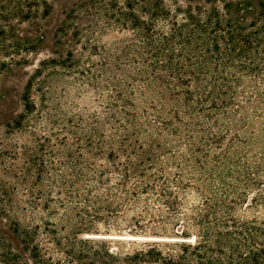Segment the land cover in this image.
<instances>
[{
  "label": "trees",
  "instance_id": "1",
  "mask_svg": "<svg viewBox=\"0 0 264 264\" xmlns=\"http://www.w3.org/2000/svg\"><path fill=\"white\" fill-rule=\"evenodd\" d=\"M37 1L0 0V43L8 39L12 20L34 15ZM166 14L143 19L129 13L132 36L114 42L99 62H90L94 70L82 72L87 82L107 90L109 118L78 115L76 123L51 128L38 140L35 180L58 186V196L47 195L44 208L71 209L85 226L115 220L124 210L139 209L135 220L151 217L162 205L171 224L182 220V233L189 226L196 231L195 243L178 253L152 245L121 256L106 248L92 253L91 264H264V218L237 213L242 206L264 207V165H249L247 154L233 152L247 125L264 124V1L248 23L222 22L218 15L177 22ZM31 79L24 94L28 113L34 109ZM146 87L158 93L162 107L170 102L171 118L138 111L135 99ZM45 118L50 121L51 114ZM255 156L264 160V151ZM204 174L220 184H192ZM187 188L198 195L197 203L187 205ZM249 189L255 195L249 197ZM165 218L157 221L163 226Z\"/></svg>",
  "mask_w": 264,
  "mask_h": 264
},
{
  "label": "rangeland",
  "instance_id": "2",
  "mask_svg": "<svg viewBox=\"0 0 264 264\" xmlns=\"http://www.w3.org/2000/svg\"><path fill=\"white\" fill-rule=\"evenodd\" d=\"M263 1L38 0L32 17L22 22L12 20L8 39L0 43V264H91L95 261L92 253L106 248L123 256L152 245L165 254L178 253L184 244L193 245L195 229L189 226L182 233V220L171 224L162 205H158L160 211L151 210V217L135 220L139 209L124 210L115 220L96 219L85 226L71 209H45V198L49 194L58 196L54 192L58 186L44 187L35 180L33 158L39 153L37 143L51 128L76 123L78 115L95 112L97 118H109L107 90L87 82L82 72L85 68L94 70L90 62H99V54L109 53L114 42L132 36L129 13L149 19L154 12H167V18L177 22L189 15H218L222 22L230 18L248 23L257 17ZM161 22L158 16L157 23ZM14 42L18 46L6 47V43ZM30 78L28 99L34 109L28 113L24 94ZM107 79L103 75V81ZM142 94L135 99L138 111L146 108L151 113L158 111L164 118L172 117L170 102L166 100L162 107L152 87H146ZM151 102L157 109L150 108ZM46 113L51 114L50 121ZM19 120L21 127L16 124ZM109 129L106 126V133ZM66 135L68 143H73L72 137ZM240 139L233 152L247 154L249 165H264V160L255 156L264 151V124L252 121L240 132ZM52 143L57 141L52 138ZM95 161L107 164L105 159ZM174 171V166L169 167L168 175ZM183 173L188 177L185 170ZM205 174L192 184H220ZM186 193L187 205L197 203L198 195L192 188H187ZM246 194L255 195V190L249 189ZM242 207L237 210L242 217L264 218V207ZM161 218L167 221L163 226L157 221Z\"/></svg>",
  "mask_w": 264,
  "mask_h": 264
}]
</instances>
